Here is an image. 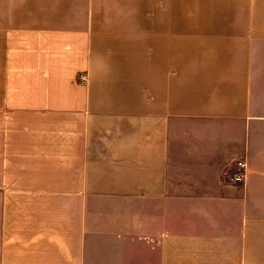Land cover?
I'll use <instances>...</instances> for the list:
<instances>
[{"label": "crops", "instance_id": "crops-1", "mask_svg": "<svg viewBox=\"0 0 264 264\" xmlns=\"http://www.w3.org/2000/svg\"><path fill=\"white\" fill-rule=\"evenodd\" d=\"M10 1L108 29L58 113L0 95V264H264V0Z\"/></svg>", "mask_w": 264, "mask_h": 264}, {"label": "rangeland", "instance_id": "rangeland-1", "mask_svg": "<svg viewBox=\"0 0 264 264\" xmlns=\"http://www.w3.org/2000/svg\"><path fill=\"white\" fill-rule=\"evenodd\" d=\"M0 5V19L11 18L13 1L5 0ZM60 28L59 24H37L30 31L22 30L20 36L9 34L14 31L8 29L6 36H1L0 95L7 100L4 106L7 128L15 110L22 113L23 130L29 129L30 114L36 117L58 113L62 108L59 100L67 90L65 86L86 82L87 75L77 71L78 65L85 64L92 55L93 36H102L104 28H108L95 30L87 24L85 34L77 29L59 31ZM121 31L130 32L129 36H142L138 25L122 26ZM1 115L2 112L0 122Z\"/></svg>", "mask_w": 264, "mask_h": 264}, {"label": "built area", "instance_id": "built-area-1", "mask_svg": "<svg viewBox=\"0 0 264 264\" xmlns=\"http://www.w3.org/2000/svg\"><path fill=\"white\" fill-rule=\"evenodd\" d=\"M237 172L232 177L234 182H245L247 178V164L245 161H239L237 163Z\"/></svg>", "mask_w": 264, "mask_h": 264}]
</instances>
